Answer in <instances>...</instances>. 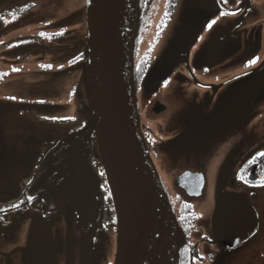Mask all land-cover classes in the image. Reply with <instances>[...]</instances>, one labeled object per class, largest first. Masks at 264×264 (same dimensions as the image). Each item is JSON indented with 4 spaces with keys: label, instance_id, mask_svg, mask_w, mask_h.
I'll return each mask as SVG.
<instances>
[{
    "label": "flooded vegetation",
    "instance_id": "obj_1",
    "mask_svg": "<svg viewBox=\"0 0 264 264\" xmlns=\"http://www.w3.org/2000/svg\"><path fill=\"white\" fill-rule=\"evenodd\" d=\"M58 4L59 0L41 1L39 25H26L33 22L28 15L33 9L26 3L0 8V67L36 59L44 73L55 74L45 67L59 68L54 51L61 33L53 30L59 24L53 21ZM178 4L180 0L143 2L135 57L141 131L170 196L191 263L264 264V218L251 202L252 188L264 185V125H250L249 119L257 108H264V16L256 25L253 0H205L199 21L185 18L176 25ZM243 23L247 26L229 35ZM214 27L226 35L222 44L227 52L232 36L238 35L243 51L235 59L237 66L219 67L223 64L213 46ZM187 30L196 35L198 45L189 63ZM79 36L76 41L75 36L62 38L72 41L63 47L77 50L75 67L86 77V25ZM251 64L257 66L251 69ZM7 74L0 69V79ZM34 83L27 89L0 85V95L9 97L10 111L9 126L0 138V264H114L117 218L97 142L73 138L90 120V95L87 90L82 95V120L55 119L52 88L41 93ZM37 90L39 104L29 106L30 111L50 128L44 137L27 141L19 129L23 110L16 109L25 105L11 100L18 96L15 93ZM216 161L220 177L214 201L193 208L189 201L198 197H189L174 180L200 173L205 186L206 169ZM167 175L176 193L170 191ZM228 198L233 199L229 207ZM237 202L254 207L257 223L237 210Z\"/></svg>",
    "mask_w": 264,
    "mask_h": 264
},
{
    "label": "water",
    "instance_id": "obj_2",
    "mask_svg": "<svg viewBox=\"0 0 264 264\" xmlns=\"http://www.w3.org/2000/svg\"><path fill=\"white\" fill-rule=\"evenodd\" d=\"M143 2L85 0L90 120L73 138L97 142L117 218L114 264H175L178 253L180 264H192L140 126L135 57ZM202 5L198 1L189 20H200ZM174 184L189 197H199L204 178L200 173H185ZM232 200L225 199L228 207ZM237 203V210L257 223L254 207Z\"/></svg>",
    "mask_w": 264,
    "mask_h": 264
},
{
    "label": "rangeland",
    "instance_id": "obj_3",
    "mask_svg": "<svg viewBox=\"0 0 264 264\" xmlns=\"http://www.w3.org/2000/svg\"><path fill=\"white\" fill-rule=\"evenodd\" d=\"M43 0H0V8H4L9 6L10 3L17 2V3H26L29 5L33 11L32 13H28V15L33 18L32 23H26V25H39L43 24V21H40V17H42L43 7H40V3ZM199 0H180V4H178L176 9V25H179L183 22L185 18H187V22H189V18L192 16L193 8L197 5ZM203 4L205 0H202ZM253 0V7L256 9V25L260 24V18L264 16V1L261 0ZM38 2V3H37ZM34 4V5H33ZM45 4V0H44ZM58 13H56V17H54L53 21L57 20L59 24H56L53 30L59 31L60 38L59 43H57V47L54 51L55 58L58 59L59 68L56 70L54 67L55 65L45 67V70L49 72H53L55 74H46L44 73L43 65L39 64L38 61L30 60L26 64L18 63L14 67L1 66L0 69L4 70L7 74V77L4 79H0V85L6 84L5 86H12L13 84L17 87H21L22 89H27L29 86L35 82L37 88L41 93H45L47 90L52 88L54 97H50V101L54 102L53 105H56L53 110V116L55 119L60 118H78L79 120L83 119V106L85 104L82 95L87 89L88 82L87 76L85 77V71L80 68H76L75 64L77 63V50L73 49L69 51L67 48H64L63 45L67 43L68 40H63L64 37H73V41L79 40V37H76L79 33L84 32L85 30V13L83 12V8H85V4L83 0H59L58 4ZM40 8H39V7ZM74 19L72 20V18ZM247 19L245 20V24H248ZM50 23V22H49ZM195 22L192 23V30L196 28ZM244 23L241 25H237L234 27L230 32L229 35L235 34L237 31L241 30L242 27H246ZM63 25V26H62ZM212 34V41L214 50L218 55V62L219 64L222 63L223 65L219 67L227 66H237L235 59L238 55H241L243 49L238 43V35L232 36L231 40L233 41L232 48L227 52L225 50V46L222 44V41L226 38V35L219 30H215L211 28ZM211 39V36H210ZM209 39V40H210ZM197 38L192 31L187 30V40H186V48L188 50V63L191 60L192 54L194 53L195 49L197 48ZM72 42V41H68ZM207 50V49H205ZM81 52V49H80ZM253 55V50L250 53V57ZM70 60V61H69ZM69 61V62H68ZM240 62L243 61V57H240ZM257 64L253 67L255 68ZM251 69H253L251 64ZM196 73V72H194ZM210 73V70L208 72ZM34 83V84H35ZM12 97L13 99L11 102L21 103V105L27 106H20V108L16 107L17 111L19 109L23 110V113L19 114V129L25 133V138L27 141H30L32 138H39L44 137V135L48 132V128H50V124H41L37 122L38 119L34 115V113L30 110H33L29 106H34L38 102L39 93L38 90L35 93L29 92H20L15 93ZM9 97L0 95V138L3 137V132L6 127L9 126L8 123V116L10 114L9 108ZM40 113V112H37ZM250 125H256L258 122L260 125H264V108L261 107L256 109L252 114L249 116ZM257 124V127L260 125ZM59 126L61 124H58ZM71 126H68L70 129ZM61 132H66L67 129H60ZM62 135L61 133L59 134ZM222 136H220L221 138ZM57 138V136H55ZM211 156L217 159L215 151H210ZM208 163V162H207ZM217 161L212 163L211 166H208L205 172V186L202 191V195L196 199H191L189 201L190 205L194 208L198 206L200 203H205L208 206L211 201H214L213 197L215 195V190L217 188V182L220 177V173L218 174L217 179V171H216ZM166 182L170 188V191L176 193V188L173 185L168 183V180L171 179L170 176L165 177ZM255 191V194L251 197L252 204L258 208L264 218V185L254 186L252 188ZM207 211V208L204 209V212ZM264 223V219L261 221ZM17 235L14 236L16 241Z\"/></svg>",
    "mask_w": 264,
    "mask_h": 264
},
{
    "label": "bare ground",
    "instance_id": "obj_4",
    "mask_svg": "<svg viewBox=\"0 0 264 264\" xmlns=\"http://www.w3.org/2000/svg\"><path fill=\"white\" fill-rule=\"evenodd\" d=\"M178 258L176 259V262H175V264H180V253H178V256H177Z\"/></svg>",
    "mask_w": 264,
    "mask_h": 264
},
{
    "label": "trees",
    "instance_id": "obj_5",
    "mask_svg": "<svg viewBox=\"0 0 264 264\" xmlns=\"http://www.w3.org/2000/svg\"><path fill=\"white\" fill-rule=\"evenodd\" d=\"M141 16H142V15H141ZM141 20H142V17H141ZM141 20H140V21H141Z\"/></svg>",
    "mask_w": 264,
    "mask_h": 264
}]
</instances>
